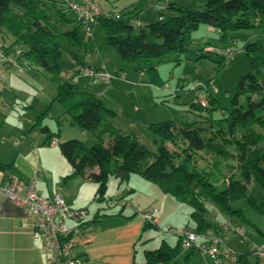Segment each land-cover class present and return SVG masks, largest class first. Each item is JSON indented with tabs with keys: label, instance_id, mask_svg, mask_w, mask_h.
<instances>
[{
	"label": "trees",
	"instance_id": "1",
	"mask_svg": "<svg viewBox=\"0 0 264 264\" xmlns=\"http://www.w3.org/2000/svg\"><path fill=\"white\" fill-rule=\"evenodd\" d=\"M145 4L146 0H136L118 11L101 12L96 24L102 26L106 43L114 48L121 60L136 62L134 70L137 73L146 74V70H150V77L156 80L159 78L155 67L147 64L150 58L181 52L185 58L193 61L207 59L222 69L230 60L225 61L219 51L233 43V37L227 31L264 26V0H205L202 8L193 11L168 1L164 8L169 11L167 17L160 13L155 20L138 26L133 32L128 17L141 11ZM122 16H127V19L123 20ZM200 24L213 26L224 46L219 48L204 43L189 49L185 33L195 30ZM79 29L80 25L65 0H0V33L12 36L11 44L21 42L26 47L15 58H19L28 69L33 68L49 78L56 87L50 102L61 104L69 123L90 131L96 139L89 147L73 138L58 143L61 155L72 167L69 175L96 167L97 171L89 173L88 178L96 184V199L104 200L109 176L123 182L128 181L131 174H137L163 193L188 204L192 225L187 228L197 233L210 231L213 225L206 214L207 200L227 216L242 217V210L232 208L230 203L245 195L247 184L255 183L264 193V41L256 39L243 45L249 69L237 81L229 110L224 113L220 109L224 113L221 118H212L210 110L214 107L210 93H207L204 105L191 99L189 107L204 114L205 125L175 124L169 120L149 123L148 127L157 136L155 152H151L137 135L112 127L105 118L113 112L105 108L96 96L79 90L71 76L61 75L59 58L62 50L58 40L63 37L68 46H81L88 39L80 36ZM47 110L48 107L44 113ZM215 121L216 127H213ZM218 121H225L226 127ZM254 125L260 129H254ZM236 126L245 127L239 138L233 136ZM41 129L46 139L56 135L49 133L45 126ZM105 134L109 138L103 145L101 137ZM167 143L177 144L178 149L169 148ZM227 145L232 146L233 153H229ZM198 151L219 155L224 160L233 159L238 177L225 178L215 163L212 164L215 166L213 170L196 167L193 156ZM150 155L153 159L148 162ZM8 166L10 164L0 163V172ZM212 174L225 180L220 189L213 184ZM8 178L6 174L2 176V179ZM247 201L252 208L264 211V201L255 203L252 198ZM180 249V236L173 245L161 240L158 247L143 251L142 264H174ZM254 250L251 249L252 252ZM242 256L243 253L234 258V264H251ZM253 264H258V261Z\"/></svg>",
	"mask_w": 264,
	"mask_h": 264
},
{
	"label": "rangeland",
	"instance_id": "2",
	"mask_svg": "<svg viewBox=\"0 0 264 264\" xmlns=\"http://www.w3.org/2000/svg\"><path fill=\"white\" fill-rule=\"evenodd\" d=\"M127 1L128 0H94L99 8L104 9L105 11H118L120 7L124 6V3H127ZM168 1L191 11L202 8L203 3L205 2V0H146V4L141 11L128 17L129 24L132 26V31L135 32L138 26L155 20L160 13L163 14L164 18L167 17L169 11L164 8ZM121 18L126 20L127 16H122ZM201 27L208 30L202 32V30H200ZM95 32L96 41L101 50L103 45L108 47L120 64L114 65L113 59L110 58L106 70L104 69V71L110 75V79L106 82L92 79L83 72L88 68V64H95L94 62L97 61L98 58L97 53L92 47L91 41L84 53L83 46L80 47L81 49L70 48L63 37H60L58 40V44L62 50L59 58V63L62 66L61 75L71 76L73 80L79 83V87L89 89V93L96 96L105 108L110 109L113 112L111 116L105 118L112 127L120 129L125 133L137 135L140 142L151 152H155L157 136L148 127L149 123L169 120L175 124H190L194 126L205 125L203 122L204 114L192 110L189 107L188 104L191 99H206L208 96L207 93H210L209 95L213 99L211 105L214 107V109L210 110L212 118H221L224 113L229 110L230 102L235 93L239 77L249 69L245 60L243 45L246 42H252L256 39L264 41V26L251 30L234 29L227 31V34L233 37L232 47L234 48V53L230 61L222 69L217 68L215 63L207 59L193 61L185 58L181 52H171L159 58H150L147 64L155 67L159 78V80H156L153 76V78L150 77L149 74L152 73L150 70H146V74L143 72L139 75L134 70L136 62L121 60L114 48L106 43L102 26H96ZM4 33L3 36L0 35L3 40H5V35H7ZM201 35H204V38L206 37L207 41H203L205 39H201ZM196 37L198 39H195ZM185 41L187 42L188 48L191 50H193L197 44H204L205 42V44H213L219 48L223 46V44L219 42L215 28L206 24H200L199 28L185 33ZM9 43L10 42H8V44ZM24 47L25 46L22 43L17 42L13 45L10 44L9 47L7 46V49H10L11 56L15 58V51L19 48L24 49ZM70 49L79 52V54L82 55L83 64L85 65L83 68H81L70 56ZM102 54V58L104 59V56L108 53L102 51ZM21 62L20 59L15 58L13 64L7 66L0 65L1 76L6 67L8 70H12L15 74H21L27 71L37 72L33 68L18 71V68L15 65L17 63L21 64ZM44 79L50 87L55 86L49 78ZM17 84L20 87L21 83L19 82ZM205 85H207V87ZM26 91L27 86L25 85L23 89H21V92L25 93ZM239 98L242 99L240 96ZM10 99L11 103L14 104L13 106H15V109L17 110L13 112L17 118V114L20 113L18 108L23 106L24 101L14 96H11ZM36 101L39 103V100ZM53 105V107H56L57 103L54 102ZM220 109L224 113H222ZM44 110L42 111L43 113L41 117H44L45 121L47 120V118H45L47 113H44ZM48 111L52 112V109L50 110V108H48L47 112ZM55 119L56 116L53 115L52 120L55 121ZM218 122L221 123V126L226 127L225 121ZM60 125L65 126V131H70L71 129L70 126L63 121ZM212 125L213 127H216V121L213 122ZM253 128L256 130L260 129L256 125H254ZM244 130L245 127L236 126L233 136L239 138ZM61 133L64 134V130ZM86 133L88 139L83 141L82 144L84 147H89L96 141V139L90 131ZM69 134L71 135L72 132H69ZM108 138L109 136L107 134L101 137L103 145L107 144ZM167 145L171 149H178L177 144L167 143ZM225 147L228 149L229 153L234 152L231 145ZM193 158V163L198 168H202L206 171L213 170L215 166L213 165L212 167V164L215 163L218 165V170L225 178H228L229 176H232L233 178L238 177L237 170L235 169V161L231 158L224 160L219 155L203 151L196 152ZM152 159L153 155H150L148 162ZM76 179L79 180L80 177L76 176ZM211 180L217 189H220L225 183V180H222L218 175L214 176V174H212ZM126 183H128V181L119 182L117 177L109 176L106 184V196H108L106 199L116 198L117 191L124 192ZM76 186L77 182L74 180L69 182L63 189L66 192H71ZM83 192H85L84 188L81 192L82 196L84 195ZM131 195L132 193L124 194L123 198L127 200ZM123 198H120L118 202L121 203ZM248 198H252L255 203H260L264 201V193L259 191L255 183L249 182L247 184L245 195L230 203L232 208H240L242 210V217L240 218L236 216H227L209 200L205 203L207 209L206 214L213 220L212 231L213 229H217L219 232L223 233L222 241L225 256L222 255L220 258L222 264H234V258L242 253V259L247 263L253 264L258 261V264H264V211H258L252 208L247 201ZM106 201L107 200L102 202L103 206L106 205ZM178 201L180 205L177 207H172L168 204L165 205V207L168 208L167 211L169 210L167 212L168 217L176 224H181L182 226L186 224L191 226L192 222L189 217V212L191 210L190 206L185 202ZM118 206L119 204L114 205L113 207ZM166 229V225H161V233H164ZM170 229L177 230L179 228L170 227ZM167 235L169 237V243L171 245L174 244V234L169 232ZM260 247L263 248V252L261 255L256 256L251 249H259ZM204 257L208 264L215 263V261L206 258V256ZM231 258L233 259L231 260Z\"/></svg>",
	"mask_w": 264,
	"mask_h": 264
},
{
	"label": "crops",
	"instance_id": "3",
	"mask_svg": "<svg viewBox=\"0 0 264 264\" xmlns=\"http://www.w3.org/2000/svg\"><path fill=\"white\" fill-rule=\"evenodd\" d=\"M134 1L128 0L123 7ZM100 10L102 13L108 12L101 8ZM96 26L98 24L94 25L89 39L81 45L85 53L91 41L92 47L98 55L95 64H88L87 67L93 70H106L110 58L113 59L114 65H120L108 47L103 45L101 50L96 41ZM200 30L205 32L208 29L201 27ZM79 33L83 37L80 29ZM5 34L9 37L5 35V40L0 37V43H2L5 52L11 55L7 46L9 47L13 42V37L8 33ZM0 35L3 36L2 33ZM197 37L195 39H198ZM201 39L207 41L204 35ZM8 42L10 43L8 44ZM65 42L68 45L66 40ZM81 46L69 47L80 48ZM25 49L26 47L17 49L15 57L19 51ZM102 51L108 53L104 59ZM70 56L81 68L85 66L79 52L70 49ZM44 78L47 77L39 71L15 74L7 67L0 77V163L10 164L2 171V174L14 175L23 181L33 179L40 196L50 198L53 194L58 193L69 207L85 208V217L79 227L81 233L75 237V243L71 249V254L75 257L86 259L93 264H142L144 250L158 247L161 240L171 245L167 232L161 233V225L177 228L190 227L186 224L183 226L176 224L168 217L169 210L167 211L168 208L165 205L177 207L180 205L179 201L163 193L153 183L142 179L137 174H131L125 185L128 190L124 189L121 195L123 198L124 194L132 193L129 199H122L127 205L113 207L114 205L110 206L106 203L103 206L102 202L108 199H96V184L88 178L89 173L97 171L96 167L86 168L82 173L69 175L72 172V167L61 155L58 143L72 138L82 143L88 139L86 133L88 131L80 128L75 129L78 127L69 123L63 106L56 101L50 102L55 95L56 87H50ZM72 81L76 83L79 90L89 92V89L81 88L78 82L73 79ZM19 82L21 83L20 87L17 84ZM25 85L27 91L23 93L21 89ZM11 96L24 101L23 106L18 108L20 113L17 114V118L13 113L17 110L11 103ZM36 100H39V103ZM54 102L57 103L56 107H53ZM45 107L52 109V112H46L47 120L44 121V117L41 116L36 118L37 115L43 113ZM53 115L56 116L55 121L52 120ZM62 121L70 126V131H65V126L60 125ZM43 126L48 129L49 133L56 135L46 139V134L41 129ZM63 130L64 134L61 133ZM118 130L122 132L120 129ZM69 132L72 134L70 135ZM52 139L56 140L54 144L51 143ZM76 176H79L80 179H76ZM74 180L77 182L76 188L71 192H66L63 188ZM83 188L85 192L82 196ZM104 197H108L106 191ZM151 207L157 209V214L155 223L148 226L143 221L141 212ZM66 224L71 226L72 222L67 221ZM209 232L223 240V233L217 229L212 231L211 228ZM173 236L175 242L177 236ZM189 252L180 249L174 264H208L203 255L194 251ZM44 261V255L40 251V237L26 220L25 208L0 194V264H45Z\"/></svg>",
	"mask_w": 264,
	"mask_h": 264
},
{
	"label": "built area",
	"instance_id": "4",
	"mask_svg": "<svg viewBox=\"0 0 264 264\" xmlns=\"http://www.w3.org/2000/svg\"><path fill=\"white\" fill-rule=\"evenodd\" d=\"M66 5L74 13L77 19L83 38L89 39L92 29L96 24V18L101 13L99 6L94 0H65ZM115 17H118L115 15ZM212 50V47H208ZM220 54L225 61H229L234 53L232 46L220 49ZM15 58L6 53L0 44V65L7 66L14 63ZM18 71L28 69L24 64H16ZM92 79L108 81L110 75L104 69L93 70L86 68L84 71ZM141 75V73H138ZM1 77V74H0ZM201 105L206 103L205 99H195ZM56 140L52 139L51 143ZM0 172V194L6 196L15 204L25 208L26 220L31 224L33 230L40 237V251L44 255L45 264H93L86 259H80L71 254V249L75 243V237L81 233L80 225L85 217V208H71L58 193L50 198L42 197L38 194L34 180L23 181L14 175L8 179H2ZM127 191L128 188H125ZM123 191H117L116 198L108 199L107 203L113 205H127L125 202L119 203ZM157 209L154 207L141 212L144 222L155 223ZM71 221L72 225L67 226L66 222ZM165 232H172L180 236V247L182 250L195 251L206 256L215 264H221L223 252V241L220 237L213 236L209 231L197 233L187 227L170 229L167 226ZM254 249V248H252ZM263 248L255 249L254 253L261 255Z\"/></svg>",
	"mask_w": 264,
	"mask_h": 264
}]
</instances>
